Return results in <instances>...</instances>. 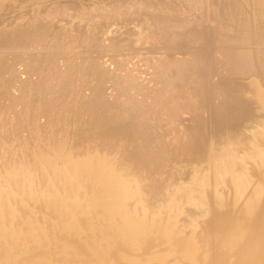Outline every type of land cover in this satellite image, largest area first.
Wrapping results in <instances>:
<instances>
[{
    "label": "bare ground",
    "instance_id": "obj_1",
    "mask_svg": "<svg viewBox=\"0 0 264 264\" xmlns=\"http://www.w3.org/2000/svg\"><path fill=\"white\" fill-rule=\"evenodd\" d=\"M0 264H264V0H0Z\"/></svg>",
    "mask_w": 264,
    "mask_h": 264
}]
</instances>
